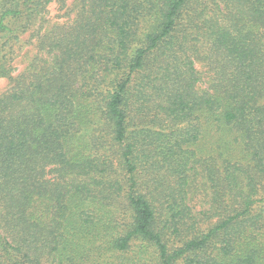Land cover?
<instances>
[{"label":"trees","instance_id":"trees-1","mask_svg":"<svg viewBox=\"0 0 264 264\" xmlns=\"http://www.w3.org/2000/svg\"><path fill=\"white\" fill-rule=\"evenodd\" d=\"M53 1L0 0V264H264V0H78L43 34Z\"/></svg>","mask_w":264,"mask_h":264},{"label":"rangeland","instance_id":"rangeland-1","mask_svg":"<svg viewBox=\"0 0 264 264\" xmlns=\"http://www.w3.org/2000/svg\"><path fill=\"white\" fill-rule=\"evenodd\" d=\"M206 2L210 0H205ZM78 0H54L49 6H48V14L45 19V23L43 24V30L42 33H46L47 31H51L56 29L59 26L62 25H69L73 20L76 18V13L78 11L77 9ZM36 45L35 40H30L29 44L24 45V48L18 52V58L16 63V73L14 76H17L20 72H23L29 65L31 59L36 55ZM198 70L202 73V78L204 81H209L210 74H209V66L208 61L207 62H200L197 65ZM12 87L11 81L9 79H3L0 78V96L7 93ZM203 87H207L206 84L203 85ZM104 136L106 135L103 134ZM106 140V139H105ZM208 143L206 145H210L213 141L212 136L207 137ZM106 144V143H105ZM200 177L196 181V188L198 190V194L200 195L199 199L202 201L200 205H198L197 210L201 211H207L210 208V195L211 192L209 191L208 187L206 186L205 182L201 180ZM208 194V195H206ZM208 226H202V229L206 228ZM186 235L180 237V238H173L171 242V249H175L183 244V241L186 240ZM133 254L129 257H133V255L139 254L141 251H146V260L148 261V264H154L155 261L157 263V252L151 245H145L143 248L142 242L137 241L133 243Z\"/></svg>","mask_w":264,"mask_h":264}]
</instances>
